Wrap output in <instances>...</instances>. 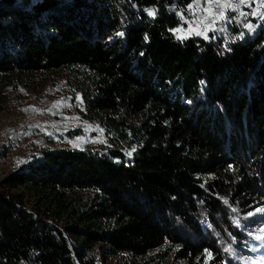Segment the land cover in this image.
<instances>
[{"label":"trees","instance_id":"obj_1","mask_svg":"<svg viewBox=\"0 0 264 264\" xmlns=\"http://www.w3.org/2000/svg\"><path fill=\"white\" fill-rule=\"evenodd\" d=\"M196 1L0 0V109L59 74L106 141L0 175V264H246L264 209V21L179 39Z\"/></svg>","mask_w":264,"mask_h":264},{"label":"rangeland","instance_id":"obj_2","mask_svg":"<svg viewBox=\"0 0 264 264\" xmlns=\"http://www.w3.org/2000/svg\"><path fill=\"white\" fill-rule=\"evenodd\" d=\"M189 11L191 17L176 31L179 39L205 37L210 32L225 36L226 32L232 31V26L242 28L244 33V30L257 33L264 21V0H197ZM221 14L225 19L218 18ZM197 32L203 35H197ZM77 97L78 94L72 96L68 91L59 74H54L43 86L35 82L29 88L9 91L6 108L0 109V147L7 146L6 156H0V175L15 163L14 159L30 160L33 154L46 148L82 149L105 144L103 130L81 118L83 105ZM54 104L58 106L53 107ZM251 213L247 219L263 222L248 244L250 255L246 264H264V239H256L257 236L264 237V211L255 209ZM150 257L152 253L137 259L134 264H171V260L152 262ZM119 262L109 259L103 264Z\"/></svg>","mask_w":264,"mask_h":264},{"label":"snow or ice","instance_id":"obj_3","mask_svg":"<svg viewBox=\"0 0 264 264\" xmlns=\"http://www.w3.org/2000/svg\"><path fill=\"white\" fill-rule=\"evenodd\" d=\"M240 2H243V0H240ZM150 15L151 14H153V13H149ZM219 19H225V17L223 16V14H221L219 17H218ZM248 27H251V25H248ZM197 35H203V33H200V32H197L196 33ZM205 38H207L206 36H205ZM77 100L79 101V100H81V98H79V97H77ZM59 103V102H58ZM58 105L57 104H54L53 105V107H57ZM34 111H35V109H33ZM257 211H264V209H257ZM253 213H249V215H252ZM262 231H264V230H262ZM256 239H264V237H262V236H257L256 237Z\"/></svg>","mask_w":264,"mask_h":264},{"label":"built area","instance_id":"obj_4","mask_svg":"<svg viewBox=\"0 0 264 264\" xmlns=\"http://www.w3.org/2000/svg\"><path fill=\"white\" fill-rule=\"evenodd\" d=\"M198 26H202L201 24H198ZM74 140H75V137H74ZM15 162H17V159H14Z\"/></svg>","mask_w":264,"mask_h":264},{"label":"crops","instance_id":"obj_5","mask_svg":"<svg viewBox=\"0 0 264 264\" xmlns=\"http://www.w3.org/2000/svg\"><path fill=\"white\" fill-rule=\"evenodd\" d=\"M5 146V145H4Z\"/></svg>","mask_w":264,"mask_h":264}]
</instances>
